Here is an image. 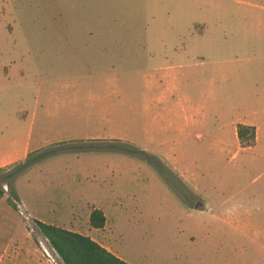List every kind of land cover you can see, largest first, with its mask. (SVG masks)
I'll return each instance as SVG.
<instances>
[{
  "label": "rangeland",
  "instance_id": "obj_1",
  "mask_svg": "<svg viewBox=\"0 0 264 264\" xmlns=\"http://www.w3.org/2000/svg\"><path fill=\"white\" fill-rule=\"evenodd\" d=\"M251 8L264 0H0V152L22 148L0 160V264H62L38 221L92 235L129 264H264V235L221 220L242 202L264 219V143L237 158L174 145V80L159 76L190 48L203 63L179 85L209 106L206 127L252 111L264 34L231 32L251 26ZM225 62L247 96L208 92Z\"/></svg>",
  "mask_w": 264,
  "mask_h": 264
},
{
  "label": "crops",
  "instance_id": "obj_2",
  "mask_svg": "<svg viewBox=\"0 0 264 264\" xmlns=\"http://www.w3.org/2000/svg\"><path fill=\"white\" fill-rule=\"evenodd\" d=\"M251 11H247L242 13V18L251 22L250 27H242V28H232L231 32L238 33L239 30L243 31L246 34H264V11H258L255 8H251ZM261 10H264L261 8ZM218 18L221 16L218 15ZM208 32L212 35L211 29L208 28ZM239 45L237 44V47ZM178 50V49H175ZM184 50L183 53L176 52L174 65L167 66L164 69L163 73L160 74L162 80L169 81L174 80V145L183 146L184 143L195 142L200 143L203 142L208 145L209 148L215 149L219 154H226L230 151L232 156L235 158L238 157V151H243L248 148H258L261 143H264V86L259 85L256 86L255 93L253 94L256 98L260 99V105H256L252 111H247L244 113H237L236 115L231 116L229 119L225 120V122L218 123L213 125V127H206V120L210 117V109L206 104H198L194 103L192 95L189 94L187 90H183L180 82L182 76H187L191 72H195V68L202 65L203 61L198 60V55H195L191 52L190 48H181ZM179 54H185L188 58V61L184 59H180ZM191 58V59H190ZM231 66L232 69L227 70L226 68ZM236 68L231 64L225 62L223 67L218 68V71L213 73L209 81L213 83L211 89L208 91L214 97H235L241 98L247 96L244 95V91L239 87V80L235 76L236 73L233 72ZM153 77H149L147 81H151ZM156 80H159L158 78ZM229 81V82H228ZM219 83V84H218ZM231 105L229 109H232ZM216 115V113L214 114ZM218 115V114H217ZM225 115L224 112H219V116ZM215 117V116H214ZM32 118V117H31ZM24 119H28L24 118ZM31 120H35L32 118ZM238 123H244L248 125H253L255 127V140L254 144L251 146H241L239 143L237 134H236V125ZM192 140V141H191ZM2 141V140H1ZM13 146L15 140L9 141ZM1 143V142H0ZM29 144H25L28 146ZM22 148L18 147H10L6 152L8 155H13ZM264 150V146L260 151ZM0 152V160L4 157ZM183 152V156H184ZM188 155V154H187ZM178 157V156H177ZM185 157V156H184ZM264 154L260 157L263 158ZM186 161L190 159V156L185 157ZM176 159V157H174ZM181 158H177L175 161H180ZM193 160V159H191ZM183 161H185L183 159ZM195 161V158H194ZM189 162V161H188ZM183 167V166H180ZM179 167V169H180ZM194 173H196L194 171ZM193 173H184L181 171L182 177L186 179L190 184L196 182L198 178V173L196 175ZM262 194V193H260ZM208 201L204 199V207L206 208ZM256 209L264 208L261 205H255ZM101 209V208H100ZM102 210V209H101ZM91 211V210H90ZM88 212V217L90 214ZM103 211V210H102ZM104 213V212H103ZM248 212L243 208L242 203H236L233 208V211L230 213V217L222 218L221 220L233 227H236L237 230L243 232L245 234L255 233L256 235H264V219L251 218L247 215ZM105 215V213H104ZM107 216L105 215V224H107ZM52 224V223H51ZM105 228V225L103 226ZM93 228V227H92ZM95 230H101V228H93ZM86 235V234H85ZM90 236L93 240L101 244L107 250L115 253L112 248L108 247L104 243L99 242L92 235ZM119 258L123 259L118 254L116 255ZM126 261V260H125Z\"/></svg>",
  "mask_w": 264,
  "mask_h": 264
},
{
  "label": "trees",
  "instance_id": "obj_3",
  "mask_svg": "<svg viewBox=\"0 0 264 264\" xmlns=\"http://www.w3.org/2000/svg\"><path fill=\"white\" fill-rule=\"evenodd\" d=\"M236 134L241 146L254 144L253 125L238 123ZM132 152L144 153L141 149H134ZM89 224L93 228L105 225V215L100 208L95 207L90 211ZM37 228L62 264H129L88 235L41 221H38Z\"/></svg>",
  "mask_w": 264,
  "mask_h": 264
},
{
  "label": "built area",
  "instance_id": "obj_4",
  "mask_svg": "<svg viewBox=\"0 0 264 264\" xmlns=\"http://www.w3.org/2000/svg\"><path fill=\"white\" fill-rule=\"evenodd\" d=\"M40 246H41V248H42L44 254H45L50 260L55 261L54 258H53V256H52V254L50 253L48 247H47L42 241H40ZM55 254H56V253H55Z\"/></svg>",
  "mask_w": 264,
  "mask_h": 264
}]
</instances>
